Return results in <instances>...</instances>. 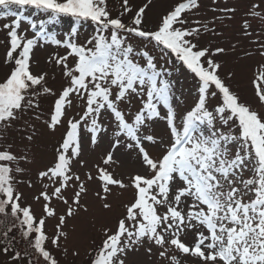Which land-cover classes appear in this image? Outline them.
Instances as JSON below:
<instances>
[{"label":"snow or ice","instance_id":"obj_1","mask_svg":"<svg viewBox=\"0 0 264 264\" xmlns=\"http://www.w3.org/2000/svg\"><path fill=\"white\" fill-rule=\"evenodd\" d=\"M151 4L146 0L133 13L130 0H122V10L112 16L107 0H0V19L10 21L0 26L4 62L12 65L0 81V134L19 125L27 141L23 153L12 152V145L0 150V255L10 264H61L53 249L68 255L65 228L89 212L82 200L93 180L104 213L113 209L114 187L131 197L113 226L98 229L101 241H93L88 264H129L141 251L153 264H264V63L251 81L253 106L226 82L235 73L221 76L223 62L215 57L228 49L199 43L206 33L217 34L215 19H190L199 0H179L149 27ZM246 15L264 20V7L253 3ZM62 18L74 22L65 39L49 30ZM87 24L92 32L80 42L78 32ZM250 28L244 20L245 36L253 35ZM46 45L65 49L47 61L60 70L59 90L49 85L47 72L32 70L35 49ZM256 54L264 57V42ZM176 62L197 86L196 102L183 110ZM45 97L54 103L42 120ZM74 107L80 111L65 121ZM41 121L49 134L66 130L52 160L36 173L37 216L17 184L24 182L19 174L31 171L22 163H35L29 146ZM105 141L103 165L117 163L120 149L135 156L138 171L128 174L127 183L100 165L84 179L76 170L86 167L85 145L94 149ZM57 205L65 206L62 214ZM49 218L57 220L51 236Z\"/></svg>","mask_w":264,"mask_h":264},{"label":"rangeland","instance_id":"obj_2","mask_svg":"<svg viewBox=\"0 0 264 264\" xmlns=\"http://www.w3.org/2000/svg\"><path fill=\"white\" fill-rule=\"evenodd\" d=\"M179 0H152V4L146 9V21L149 27H153L159 17L168 11L172 6L178 3ZM108 8L111 11L112 16H116L122 10V0H107ZM146 0H130V6L133 13L143 6ZM201 7L198 10L197 15L190 16L191 20H202L205 22L216 20L215 28L217 34L206 33L201 37L199 43L203 46H211L212 49L216 47H224L228 49L226 54H221L215 59L219 62H223L221 70V76H226L228 73H235V75L226 82L230 85L232 91L238 93L241 99L255 106L254 89L251 84L254 74L258 69V66L264 63V57H260L257 53L258 45L264 42V20L260 18H252L246 15L253 3H260L264 7V0H199ZM235 8L234 13H226L220 11L221 9ZM215 9V11H214ZM31 15V11L28 14ZM132 13H128L124 20L131 17ZM231 16V19H229ZM35 18V17H34ZM38 19V18H35ZM251 21V28L249 31L253 32L251 36H245L242 30V24L244 20ZM5 22H10L9 19H0V26ZM74 22L70 18H62L61 22L57 25L49 27L50 31H54L58 34V38L65 39L69 35ZM22 26H26L22 24ZM93 26L90 24L81 26L78 37L79 41L83 42L92 32ZM6 33L4 30H0V81H3L9 74L12 67L11 64H5L4 57L6 53L5 41ZM235 45V50H233ZM246 52H252L251 56L245 55ZM64 55L65 49L56 48L53 46H45L43 48H36L33 54V60L38 61V64L32 65V70L35 73L47 72L49 76V85L55 87L57 90L61 88L63 83L60 75V70L56 66L47 63L48 59L53 55ZM71 62V61H70ZM174 71V79L176 81V89L182 95L181 110L184 108H190L194 105L197 99V86L195 80L186 69L179 66ZM55 76L53 80L52 77ZM54 100L52 97H45L40 100L41 109L43 111V118L48 116ZM215 103V101H213ZM80 109L74 107L69 110L68 115L65 117V121L72 116L76 115ZM40 134L36 137L35 142L29 146V151L35 154V163L24 164L23 167L31 169L30 172L19 174L18 178L23 180V183L17 184V189L23 194V201L25 204H31L34 212L37 216L41 214V204L34 201V196L39 190V184L36 181V173L42 169L51 160L54 153V149L58 146V142L61 141L62 136L66 130L64 127H58L55 134H49L42 121L38 123ZM162 131V129H160ZM0 150L12 145L10 149L12 152L20 154L25 151V144L27 143L21 137L20 126L8 129L6 132L0 134ZM107 141L97 145L94 149L90 148L87 144L84 148V153L81 159L85 160L86 167L80 168L76 166V170L80 173L82 179L84 174L90 169L93 176L96 175L95 165L106 167L108 171L113 173L114 178H123L127 183L129 173H135L138 171V164L135 156L127 157L123 149L117 150L114 159L117 163L105 166L102 163V156L107 151ZM31 179L34 183V187H29L27 181ZM88 191L82 202L88 204L89 212L87 214H81L75 220H69L65 231L68 232V255L65 257L62 253L53 251L60 259L61 264H88V253L94 247L93 241L99 244L101 241V234L98 229L101 226H113L116 218L121 214L123 208L121 205L127 202L130 197V192H125L123 195H119L118 190L114 187L113 194L110 197V201L113 203V209L109 213H104L100 210L99 200L95 196V191L98 190V181L93 180L87 184ZM56 203L55 201L53 202ZM63 205H57V213L62 214L64 211ZM57 220L55 218H49L46 221V230L49 236L54 233L55 224ZM77 250L78 256H72V251ZM140 261L141 264H153L152 261L147 260L143 251L133 256L129 264H136ZM0 264H10L8 258L0 255Z\"/></svg>","mask_w":264,"mask_h":264},{"label":"trees","instance_id":"obj_3","mask_svg":"<svg viewBox=\"0 0 264 264\" xmlns=\"http://www.w3.org/2000/svg\"><path fill=\"white\" fill-rule=\"evenodd\" d=\"M29 12H27L26 14H28ZM35 18H37V17H35Z\"/></svg>","mask_w":264,"mask_h":264}]
</instances>
